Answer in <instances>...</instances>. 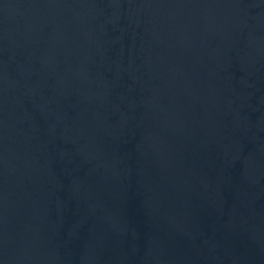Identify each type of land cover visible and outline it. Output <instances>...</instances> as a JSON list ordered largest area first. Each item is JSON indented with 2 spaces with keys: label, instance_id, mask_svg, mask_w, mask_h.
<instances>
[{
  "label": "water",
  "instance_id": "95a60500",
  "mask_svg": "<svg viewBox=\"0 0 264 264\" xmlns=\"http://www.w3.org/2000/svg\"><path fill=\"white\" fill-rule=\"evenodd\" d=\"M0 264H264V0H0Z\"/></svg>",
  "mask_w": 264,
  "mask_h": 264
}]
</instances>
